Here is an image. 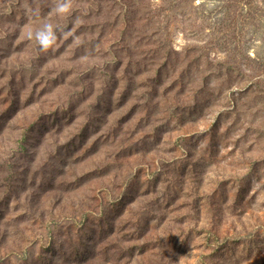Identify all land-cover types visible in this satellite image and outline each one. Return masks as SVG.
<instances>
[{"label":"rangeland","instance_id":"374dc122","mask_svg":"<svg viewBox=\"0 0 264 264\" xmlns=\"http://www.w3.org/2000/svg\"><path fill=\"white\" fill-rule=\"evenodd\" d=\"M55 3L0 0V264H264V0Z\"/></svg>","mask_w":264,"mask_h":264},{"label":"clouds","instance_id":"9594fccd","mask_svg":"<svg viewBox=\"0 0 264 264\" xmlns=\"http://www.w3.org/2000/svg\"><path fill=\"white\" fill-rule=\"evenodd\" d=\"M71 11L70 0H56L53 12L57 15L69 14ZM60 29L54 26L51 22L41 24L34 31H30L28 36L35 41L40 51L48 50L55 46L57 41V32Z\"/></svg>","mask_w":264,"mask_h":264}]
</instances>
